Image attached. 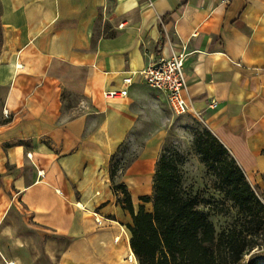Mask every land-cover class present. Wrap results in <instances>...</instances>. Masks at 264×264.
<instances>
[{"label": "crops", "instance_id": "0c3cea01", "mask_svg": "<svg viewBox=\"0 0 264 264\" xmlns=\"http://www.w3.org/2000/svg\"><path fill=\"white\" fill-rule=\"evenodd\" d=\"M0 9V219L22 206L50 264H139L124 200L135 213L153 209L142 199L153 197L169 103L136 74L159 57L187 55L193 108L264 185V0H0Z\"/></svg>", "mask_w": 264, "mask_h": 264}, {"label": "trees", "instance_id": "16d2710c", "mask_svg": "<svg viewBox=\"0 0 264 264\" xmlns=\"http://www.w3.org/2000/svg\"><path fill=\"white\" fill-rule=\"evenodd\" d=\"M2 46L0 23V52ZM206 134L207 138L196 139L195 145L207 170L218 178L220 191L253 223L264 219V202L244 171L209 130ZM115 189L127 195L124 186ZM142 200L152 202L151 212L142 206L135 213L130 198L124 200L133 216L131 256L135 255L139 264H241L245 254L260 247L258 241L247 240L244 231L218 233L208 213L200 209L198 195H185L181 190L173 161L165 157L158 161L153 197Z\"/></svg>", "mask_w": 264, "mask_h": 264}, {"label": "rangeland", "instance_id": "374dc122", "mask_svg": "<svg viewBox=\"0 0 264 264\" xmlns=\"http://www.w3.org/2000/svg\"><path fill=\"white\" fill-rule=\"evenodd\" d=\"M76 102L77 99L72 98L70 103ZM167 114V137L159 160L165 157L173 161L181 190L185 195H198L201 201L200 209L208 213L218 233L236 229L244 231L247 240L260 243L259 248L256 247L244 255L241 264H264V219L253 223L249 217L238 213V208L220 191L218 178L207 170L197 151L196 139H206V131L209 130L204 121L191 115H174L169 106ZM135 156L136 151L129 150L127 155L118 158L116 168H124ZM229 156L232 157L230 154ZM251 185L264 202V185ZM23 210L22 206H12L4 218L0 219V250L6 260L16 264H50L43 247L45 239L40 235V231L32 227ZM131 258L134 259L132 256ZM0 260H4L2 256Z\"/></svg>", "mask_w": 264, "mask_h": 264}, {"label": "built area", "instance_id": "2783aa9c", "mask_svg": "<svg viewBox=\"0 0 264 264\" xmlns=\"http://www.w3.org/2000/svg\"><path fill=\"white\" fill-rule=\"evenodd\" d=\"M187 55L183 53H172L170 57H159L155 61L136 75L141 77L143 81L151 88L164 93L167 97L170 110L174 115L184 116L191 115L201 119L192 106L188 98V76L185 71V61ZM125 85H132L133 77H127L123 80ZM106 97L117 98L125 97L126 91H110ZM8 114L7 111H4Z\"/></svg>", "mask_w": 264, "mask_h": 264}]
</instances>
